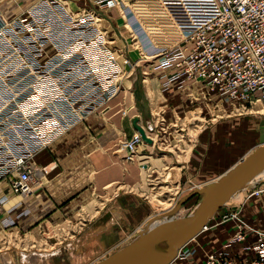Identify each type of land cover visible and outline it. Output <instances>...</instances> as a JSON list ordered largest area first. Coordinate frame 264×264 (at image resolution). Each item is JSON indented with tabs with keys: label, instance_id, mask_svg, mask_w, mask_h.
I'll use <instances>...</instances> for the list:
<instances>
[{
	"label": "built area",
	"instance_id": "2783aa9c",
	"mask_svg": "<svg viewBox=\"0 0 264 264\" xmlns=\"http://www.w3.org/2000/svg\"><path fill=\"white\" fill-rule=\"evenodd\" d=\"M156 1L173 15L159 17L184 21L178 23L179 40L151 54L157 68L172 70L160 76L162 88L176 80L196 83L225 101L264 98V0ZM100 2L106 9L120 0ZM101 20L93 11L70 12L60 0H37L10 19L0 9V183L11 192L29 194L48 172L34 156L102 110L120 88L127 59L120 61L117 49L109 47ZM73 29L82 36L76 46L69 37ZM141 142L137 131L122 141L130 155L126 160ZM263 190L259 186L251 194ZM228 220L235 223L233 234L206 253L202 264H234L225 249L248 234L254 235L255 258L247 264H264V231L245 224L236 212L223 213L221 221ZM177 255L182 256L181 248Z\"/></svg>",
	"mask_w": 264,
	"mask_h": 264
},
{
	"label": "crops",
	"instance_id": "0c3cea01",
	"mask_svg": "<svg viewBox=\"0 0 264 264\" xmlns=\"http://www.w3.org/2000/svg\"><path fill=\"white\" fill-rule=\"evenodd\" d=\"M0 9L7 18L13 7ZM171 71L160 70L158 80L161 74ZM167 87L181 88L176 80ZM146 106L147 102L138 100L137 105L132 100L127 120L113 112L110 122H104L97 112L93 113L84 125L73 128L34 157L36 165H48L50 170L41 176L46 178L36 181L25 196L8 192V201L0 206V244L5 243L12 231L13 237L19 236L20 240L24 235L33 236L34 249H0V264H90L134 238L152 215L146 197L151 175L169 164L168 159L172 157V162L174 159L173 154L159 152L157 145L145 142L134 145L137 154L130 160L122 159L123 151L114 150L116 140L129 138L136 131L135 125L149 130L151 124L143 117ZM153 150L157 155H153ZM0 185V191H6L4 184ZM259 186H264V180L245 189L236 205L217 210L216 219L209 221L204 236L197 237L198 247L190 264H200L204 252L221 246L233 234L235 223L219 221L222 212H236L245 224L264 231V190L251 194ZM2 218L14 219L15 224L5 229ZM59 226L73 228L67 238L58 240L51 235L53 228ZM52 238L57 241H51ZM253 244L254 235L248 234L243 241L227 248L228 258L236 264L244 263L253 254ZM174 264H185V261L181 259Z\"/></svg>",
	"mask_w": 264,
	"mask_h": 264
},
{
	"label": "rangeland",
	"instance_id": "374dc122",
	"mask_svg": "<svg viewBox=\"0 0 264 264\" xmlns=\"http://www.w3.org/2000/svg\"><path fill=\"white\" fill-rule=\"evenodd\" d=\"M36 1L0 0V8L9 9V7H13L12 12L7 13V18L10 19L21 14L27 6ZM60 1L70 12L93 11L100 14L102 20L99 26L104 33L105 41L111 45L109 47L114 50L117 49L115 54L118 55L120 53V61L127 59V63L122 65L123 74L119 79L121 82L120 88L104 104L102 110H97L94 113L97 112L104 122H110V113L113 112L127 120L129 119L128 108L132 100H135L137 105L138 100H141V103L147 102L146 116L143 114V117L151 124L146 134L153 139L150 146L155 144L159 152L166 151L170 156L172 154L174 156L173 162L172 157L170 160L168 159L169 164L165 166L167 169L163 167L151 175L148 194L146 195L152 207V215L148 220L172 208L182 196L189 193L193 188L206 186L208 181H210L209 179H214L228 165L242 157L241 155L247 154L249 147H253L256 144L258 121L264 118V98L259 102L251 101L243 104L235 100L225 101L216 94L207 92L200 85L189 82L179 84L181 86L180 89L162 88L161 81L163 79L158 80V74L161 69L156 67V60L153 58L156 54H151L158 52L163 46L177 42L181 36L178 23L180 21L184 23L180 18H178L177 22H174L170 21L169 17H159L163 13L173 16L168 11L169 7L161 5L156 0H120L118 5L106 9L100 6L101 0ZM174 11L177 17L181 16L179 12ZM69 37L70 42L74 44L73 46H76L82 36L80 30L73 29L70 31ZM141 54L151 56L141 58ZM168 74L170 72L166 76ZM144 93L146 94V99ZM86 121L87 119L78 125H84ZM123 140V137L116 140L114 150L123 151L122 159L126 160V156L129 154L121 148ZM157 153V151L153 150L154 156ZM136 154L137 152L133 150L131 155L134 156ZM192 158L197 161L189 162ZM189 172H193V175H188ZM262 176L240 189L230 201L225 202L220 208L236 205L245 189L254 185L258 180H264V174ZM45 178L42 177L41 179L44 180ZM191 183L194 184L192 185L193 187L187 188ZM4 186L6 191H0V206L5 205L9 199L7 193L10 192V189L6 184ZM198 199L199 195H193L188 200H185L173 215L175 217L188 215L192 212ZM216 212L209 221L216 219ZM225 212L219 215V221H221V216ZM158 221L160 220L154 222ZM154 222H151V224ZM1 224L3 228L7 229L14 225L15 221L14 219L7 220L2 218ZM143 227L138 231L143 229ZM206 227L181 247L182 256L177 255L169 264H174L181 259L185 261V264H190V259L198 247L197 240L200 236H204ZM72 229L66 226L54 227V233H51V235H54L58 240H62L70 235ZM20 238L16 235L14 238L12 231H9L5 243L2 242L0 244V249H34L33 236L28 235L25 237L24 235L23 240H20ZM15 239L17 241L16 244L14 243ZM51 241L57 240L52 238ZM221 246L208 252L216 251ZM161 249H163L162 242L159 246V250ZM225 251L227 252V248ZM206 253L204 252L200 264H202ZM254 258V254H251L241 264H247ZM234 264L236 263L234 262Z\"/></svg>",
	"mask_w": 264,
	"mask_h": 264
},
{
	"label": "water",
	"instance_id": "95a60500",
	"mask_svg": "<svg viewBox=\"0 0 264 264\" xmlns=\"http://www.w3.org/2000/svg\"><path fill=\"white\" fill-rule=\"evenodd\" d=\"M135 130L143 142L151 144L140 126L135 125ZM263 167L264 118H261L258 121L257 142L247 154L208 181L206 186L193 188L172 208L156 216L160 221L150 225L146 221L143 229L128 244L90 264H169L177 256V251L204 229L225 200ZM193 195H199V199L192 212L184 217H173L183 202ZM158 242H165V249L151 250Z\"/></svg>",
	"mask_w": 264,
	"mask_h": 264
},
{
	"label": "bare ground",
	"instance_id": "6f19581e",
	"mask_svg": "<svg viewBox=\"0 0 264 264\" xmlns=\"http://www.w3.org/2000/svg\"><path fill=\"white\" fill-rule=\"evenodd\" d=\"M192 86V85H191ZM186 88V87H185ZM219 97V96H218ZM240 112V111H239ZM143 129V128H142ZM144 130V129H143ZM145 135L147 134V132H145L144 133ZM146 137L147 138H149L147 135H146ZM142 140V139H141ZM153 140V139H152ZM141 143H144L143 141L141 142ZM146 143V142H145ZM47 168V170L46 171H49L50 169H48V166L46 167ZM262 174H264V167L261 169V170H259L257 173H255L248 181H246L245 183H244V185H242L237 191H235L231 196H229L226 200H225V202H227V201H230L232 198H233V196L234 195H236L238 192H239V190L240 189H242V188H244L245 186H247V185H249L253 180H256V179H258V178H261V177H263L262 176ZM156 216H158V215H156ZM156 216L154 217V218H152L151 220L149 219L147 222V224H151V222H154V221H156V220H161L160 218L159 219H157L156 218ZM175 215H173V217H174ZM206 227V226H205ZM204 227V228H205ZM199 234V233H198ZM197 234V235H198ZM196 235V236H197ZM195 237V236H194ZM193 237V238H194ZM192 238V239H193ZM190 241V240H189ZM188 241V242H189ZM160 243L161 242H158V243H156L152 248H151V250H153V251H163L164 249H165V242H162L163 243V249H161V250H159V246H160Z\"/></svg>",
	"mask_w": 264,
	"mask_h": 264
}]
</instances>
